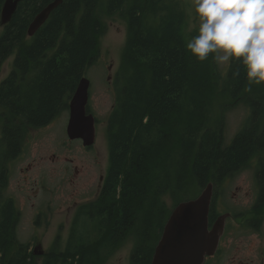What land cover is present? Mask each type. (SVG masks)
<instances>
[{
	"label": "trees",
	"instance_id": "trees-1",
	"mask_svg": "<svg viewBox=\"0 0 264 264\" xmlns=\"http://www.w3.org/2000/svg\"><path fill=\"white\" fill-rule=\"evenodd\" d=\"M52 1L21 0L0 35V68L17 50L13 69L0 82V109L4 110L0 113V187L10 175L8 161L22 151L27 128L46 126L69 108L81 78L96 58L104 31L97 13L102 0H63L30 37L31 21ZM3 3L0 0V15ZM105 7L109 15L126 19L128 38L116 105L108 119L110 163L104 197L99 208L90 207V218L97 224L110 223V234L97 238L109 244L125 240L130 229H135V260L150 261L171 212L161 201L166 192L182 193L189 184L200 190L211 181L217 186L255 160L261 187L257 206L264 205V88L248 92L251 82L243 71L233 78L238 62L222 73L211 57L200 62L186 51L182 0H105ZM213 79L232 106L243 103L250 108L244 126L230 143L225 140V120L215 119L210 107L198 105L199 94ZM173 115L186 119L176 150L166 148L167 121ZM159 159L158 175L152 174L145 186L138 179L145 175L149 160ZM189 195L176 204L195 197ZM131 197L149 198L141 217L134 215ZM16 211L10 198L0 204V264H36L29 247L17 239ZM217 216L211 208L210 222ZM87 230L85 224L79 231L84 235ZM86 248L90 253L101 251ZM67 252L66 259L63 253L56 254L46 264H90L92 254L86 249L71 246Z\"/></svg>",
	"mask_w": 264,
	"mask_h": 264
},
{
	"label": "rangeland",
	"instance_id": "rangeland-1",
	"mask_svg": "<svg viewBox=\"0 0 264 264\" xmlns=\"http://www.w3.org/2000/svg\"><path fill=\"white\" fill-rule=\"evenodd\" d=\"M182 3L185 12L183 34L187 41L195 35L191 27L194 23L193 12L191 0H182ZM97 13L104 24V31L99 36L96 58L85 74L91 81L88 108L97 120L96 142L91 146L92 150L84 146L81 139L69 138L67 126L70 108H68L62 110L46 126L28 127L21 153L7 163L10 175L4 189L5 196L10 195L14 198L17 206L16 236L19 242L28 245L29 254L31 253L36 264H46L47 260L56 254L63 253L69 226L76 213V204H86L89 200H93L96 202L95 206L101 205L97 202L98 195L102 194V190L99 189L100 177L101 175L107 177L110 163L108 119L116 105L117 81L128 38V22L119 14L109 15L106 12L105 0L98 5ZM3 31V25L0 23V35ZM16 55L17 50L3 62L0 68V82L13 69ZM218 70L225 73L227 67L221 66ZM258 88H264V84L251 83L248 92ZM198 105L199 108L210 107L215 119L225 120L226 143H230L242 129L250 114V108L243 103L232 106L230 98L220 91L215 79L199 94ZM2 112L4 110L0 109V113ZM185 120L180 115H173L168 119L167 149L176 150L179 146L180 133ZM198 120L199 118H196L195 122ZM1 126L2 124H0V142ZM160 163L161 159L157 162L149 160L145 167V175L138 181L148 186L152 174L155 177L158 175ZM255 165V160H251L242 170L225 178L222 193L219 198L217 197L216 212L230 211L234 214L228 220L229 238L223 242L224 254L218 257L222 263L233 257L237 259L246 257V260L257 257L260 260L262 257L260 249H263L262 245H264V232L257 234L255 231L240 227L241 220L251 217V213L238 218L252 210L258 212L262 210L260 213L264 215V205L257 206ZM195 188V185L189 184L182 193L166 192L162 195L161 201L172 212L178 204L176 201L189 194V197H197L204 189ZM148 199V197H131L130 204L135 216L141 217L147 210ZM39 212L42 213L38 218ZM37 219H39L38 223H36ZM130 231L131 234L128 233L129 236L127 235L121 243H124L121 249L113 256L115 263L120 262L121 256L127 260L130 256L134 243L128 237H133L135 229ZM38 245L41 247L37 248ZM252 246L256 248V252ZM52 250L53 252L49 254Z\"/></svg>",
	"mask_w": 264,
	"mask_h": 264
},
{
	"label": "water",
	"instance_id": "water-1",
	"mask_svg": "<svg viewBox=\"0 0 264 264\" xmlns=\"http://www.w3.org/2000/svg\"><path fill=\"white\" fill-rule=\"evenodd\" d=\"M21 0H5L1 10L2 25L15 14ZM63 0H53L31 21L28 35L33 36ZM91 81L83 76L70 102L67 133L71 140L81 139L84 146L96 142V117L89 111ZM214 183L208 182L195 198L179 202L172 210L155 248L152 264H206L208 255L216 253L225 231V213L210 226V212L214 197Z\"/></svg>",
	"mask_w": 264,
	"mask_h": 264
},
{
	"label": "clouds",
	"instance_id": "clouds-1",
	"mask_svg": "<svg viewBox=\"0 0 264 264\" xmlns=\"http://www.w3.org/2000/svg\"><path fill=\"white\" fill-rule=\"evenodd\" d=\"M191 27L186 51L198 61L211 57L216 67H230L237 78L243 71L254 84H264V0H191Z\"/></svg>",
	"mask_w": 264,
	"mask_h": 264
},
{
	"label": "flooded vegetation",
	"instance_id": "flooded-vegetation-1",
	"mask_svg": "<svg viewBox=\"0 0 264 264\" xmlns=\"http://www.w3.org/2000/svg\"><path fill=\"white\" fill-rule=\"evenodd\" d=\"M5 2V0H4ZM4 4V3H3ZM3 6V5H2ZM23 148V147H22ZM89 150H92L91 147H88ZM256 168V167H255ZM242 170V169H241ZM255 174H256V169H255ZM231 176V175H230ZM229 176L226 177V179L228 178ZM224 179V180H226ZM105 175H101L100 177V184H99V189L103 190V187H104V183H105ZM224 180L222 181V183L218 184L217 186L215 185L214 183V197H213V202H212V208L216 206V200H217V197L219 198L221 193H222V187H223V184H224ZM8 181H9V178H8ZM8 181L6 183V185L4 187H0V204L2 203V201L4 199H12L14 202V198L10 197V195L8 196H5V189L7 184H8ZM256 181H257V185H256V189H257V194H258V200H260V185L258 183V179L256 178ZM104 196L101 194L98 195V200L97 202L98 203H101L100 199H102ZM93 200H89L88 202H86V204H76V213L70 223V226H69V232L67 233V236H66V239H65V248H64V251H63V254H64V259L67 258V255H68V248L69 247H73V248H79V249H86V253H90V252H87V251H90L88 248L86 247H92V248H97V249H101V251L99 252H92L90 254L91 257H90V264H152V261H153V256L152 258L149 260H145V259H142L139 257V260L140 262L136 261L135 260V257L134 256V251H135V247L137 245V239L133 236V237H128L130 241H132L134 243L133 245V248L131 249L130 251V256L128 258V260L126 258H124L123 256L120 257V262H117L115 263V261L113 260V256L114 254L119 250L121 249V244L124 240L122 241H119L118 243L114 244L112 242L109 243H105V242H101V241H97V238L101 235H103L104 233L106 234H110V230H111V227H110V223L109 225H102V224H97L93 218H90V213H91V208L92 206L94 207L96 202H92ZM258 204V203H257ZM16 205V203H15ZM35 205V204H33ZM89 207V209H88ZM91 207V208H90ZM97 207L99 208V205H97ZM17 208V206H16ZM215 211H216V208H215ZM262 211V210H261ZM261 211H250V212H246L244 213L243 215H240L238 218H241L242 216H244L245 214H249L251 213V217H247L245 218L244 220H241L240 222V227L243 229L244 228H247L248 230H251V231H255V233H263L264 232V215H261ZM42 212H39L38 213V218L40 216ZM217 213V212H216ZM225 213H230L231 215L227 218L226 220V227H225V231L221 237V240H220V244H219V247L216 251L215 254L213 255H208L207 258H206V264H228V263H232V264H264V245H262V248L263 249H260V253H261V258L260 260L258 259V257L256 259H252L250 258L249 260H246V257H241L239 259H237L236 257H233V258H228L225 260V263H222V260H219V255L221 254H224L223 253V242L225 239H228L229 237V225H228V220L230 218L233 217V213L230 212V211H225V212H222V213H219L218 212V216L222 215V214H225ZM241 214V213H240ZM16 216L18 218V210L16 211ZM217 216V218H218ZM238 216V215H236ZM216 218V219H217ZM89 219H92V220H89ZM215 219V221H216ZM214 221V222H215ZM39 222V219H37L36 223ZM213 223L210 222V226H212ZM87 224V232L83 235V231H79V230H82L83 229V226ZM94 225V226H93ZM17 226V225H16ZM93 229H95V231H93ZM239 229V227H238ZM164 230V229H163ZM128 231V230H126ZM74 233H79L82 238H84V242H81L80 241V238L78 237V235H74ZM25 247H28L27 244H25ZM41 245H38L37 248H40ZM253 247V246H252ZM254 251L256 252V248L253 247ZM155 252V251H154ZM35 253H36V249H35ZM154 255V254H153ZM230 260V261H228Z\"/></svg>",
	"mask_w": 264,
	"mask_h": 264
}]
</instances>
